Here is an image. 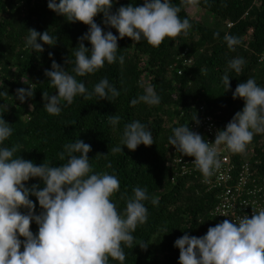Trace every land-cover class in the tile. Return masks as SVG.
Returning <instances> with one entry per match:
<instances>
[{"label":"trees","instance_id":"obj_1","mask_svg":"<svg viewBox=\"0 0 264 264\" xmlns=\"http://www.w3.org/2000/svg\"><path fill=\"white\" fill-rule=\"evenodd\" d=\"M128 3L142 5L143 0H115L111 10L114 12ZM173 3L180 6L179 15L189 19L190 29L166 37L159 47L124 36L118 39L117 53L125 57L123 64L106 62L95 73L77 77L91 91L106 76L119 90L118 97L111 101L78 95L72 104L62 107L59 115H52L43 107L42 93L52 95L57 90L51 86L45 69H51L55 60L72 72L78 38L89 25L67 21L48 8L47 0H0V115L13 128L5 145H19L14 155L37 165L51 162L59 166L64 162L58 157L63 145L81 139L91 145L87 155L93 170L119 178L120 190L111 199L120 212L126 206L121 193L130 196L136 186L146 187L150 197L159 198L158 205H153L151 199L144 202L149 209L148 220L133 233L138 244L124 247L123 264H179L175 239L184 232L201 236L209 226L220 222L213 215L215 192L203 185L198 172L172 180L177 170L174 157L187 155L179 150L171 153L175 146L169 145L168 138L174 127L187 123L191 129L195 120L192 118L194 114L197 117L202 105L223 129L244 105L243 98L232 95L237 84L253 78L264 86V0H173ZM94 20L104 31L118 35L114 27L103 24V13H98ZM229 22L233 24L228 26ZM29 28L48 30L58 36L57 43L48 45L39 41L43 44L42 52L26 47ZM216 32L219 37L214 35ZM225 33L239 38L234 50L224 41ZM83 43L91 47L90 41ZM237 56L245 58L246 63L242 73L234 70L229 73L231 88L225 90L222 76L227 61ZM184 59H191V63L184 65ZM147 83L155 86L161 102L132 105L130 101L143 93L141 85ZM29 86L34 88V95L21 102L16 89ZM113 114L121 117L115 127L108 120V115ZM137 119L152 130L154 143L141 144L135 150L122 145L123 152L113 153L110 149L120 143L124 125ZM246 149L248 155L229 150L233 161L239 166L249 160L255 175L264 178V132L256 133ZM109 161L111 168L107 167ZM24 183L44 187L39 177ZM30 199L35 202L38 214L42 208L37 197L30 194ZM30 228L33 233L38 231L35 221ZM142 241L147 243L146 248L139 244ZM109 264L121 262L109 257Z\"/></svg>","mask_w":264,"mask_h":264},{"label":"clouds","instance_id":"obj_2","mask_svg":"<svg viewBox=\"0 0 264 264\" xmlns=\"http://www.w3.org/2000/svg\"><path fill=\"white\" fill-rule=\"evenodd\" d=\"M114 3L115 0H47L48 8L67 21L89 25L78 38L80 43L74 52L72 72L55 60L51 69H45L51 86L57 90L52 95L47 91L42 93L43 107L49 114L59 115L62 107L72 104L78 95L111 101L120 95L106 76L91 91L77 79L95 73L106 62L123 64L125 57L117 55L118 39L128 36L135 42L146 40L159 47L166 37H175L191 27L189 19L179 15L181 8L173 0H143L142 5L128 3L113 12ZM98 13H103V24L114 27L118 35L104 31L94 20ZM223 39L233 50L240 43L230 33H225ZM57 40L58 36L48 30L29 28L25 46L42 52L43 44L39 41L55 45ZM85 40L90 41L91 47L85 46ZM245 63V58L240 56L227 61L222 76L225 90L231 88L229 73L233 70L242 73ZM141 86L144 91L130 101L132 105L161 102L153 84ZM33 95L32 86L16 89V97L21 102ZM232 95L243 98V108L235 112L223 129L216 131L213 142L191 130L187 123L174 127L168 138L169 145L194 157L192 163L205 178L221 167V145L234 153L243 152L256 133L264 132V86L248 78L237 84ZM192 119H197L195 114ZM108 120L115 127L121 117L108 115ZM12 133L10 123L0 115V264H109V257L123 264L124 247L138 244L133 233L148 220L149 209L144 202L151 199L153 205H158L159 198L150 197L146 187L136 186L130 196L121 193L126 206L120 212L111 199L120 190V180L114 174L93 170L87 155L90 144L75 139L64 144L63 151L58 153L59 160L64 161L59 166L51 162L37 165L14 155L19 145H5ZM154 141L152 130L137 119L124 125L120 143L110 150L123 152L122 145L135 150L141 144L149 146ZM107 167L111 168L110 161ZM32 177H39L44 187L26 186L24 182ZM30 194L37 197L42 208L38 214ZM22 208L27 211H21ZM33 221L38 225L36 233L30 228ZM139 244L147 247L144 241ZM174 246L179 248V264H264V208L254 209L250 218L245 214L238 220L225 219L209 226L201 236L184 232L175 239Z\"/></svg>","mask_w":264,"mask_h":264},{"label":"built area","instance_id":"obj_3","mask_svg":"<svg viewBox=\"0 0 264 264\" xmlns=\"http://www.w3.org/2000/svg\"><path fill=\"white\" fill-rule=\"evenodd\" d=\"M233 23L229 22L228 26ZM191 59H184L183 64H190ZM181 74L182 70H178ZM197 119L193 120L191 130L199 132L206 140L213 142L216 131L220 129L218 121L211 114L206 113V107L200 106ZM175 147L171 149V153H176ZM248 155L249 151H244ZM194 157H184L176 155L174 161L177 164V170L172 180L178 176H184L194 171L199 173L200 181L209 190L214 191L216 195V204L213 208V215L222 222L227 219L229 221L238 220L242 215L252 216L254 209L264 208V178L255 175L249 160H245L241 165H236L233 161L229 150L221 145L219 147V159L221 167L215 170L214 174L205 178L203 174L196 169L192 163ZM222 213L228 214L224 215Z\"/></svg>","mask_w":264,"mask_h":264}]
</instances>
